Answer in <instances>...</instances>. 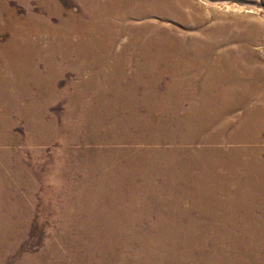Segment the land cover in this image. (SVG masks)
Returning <instances> with one entry per match:
<instances>
[{
  "label": "rangeland",
  "instance_id": "374dc122",
  "mask_svg": "<svg viewBox=\"0 0 264 264\" xmlns=\"http://www.w3.org/2000/svg\"><path fill=\"white\" fill-rule=\"evenodd\" d=\"M193 2L197 28L151 18L214 43L198 73L179 76L166 70L169 43L137 40L135 16L100 18L115 26L104 47L41 31L14 48L16 29H0V264H264V133L232 139L264 115V79L243 74L264 72V0ZM1 5L0 26L98 19L82 0ZM244 79L257 88L235 92ZM219 150L241 154L237 173L204 164L227 161Z\"/></svg>",
  "mask_w": 264,
  "mask_h": 264
},
{
  "label": "bare ground",
  "instance_id": "6f19581e",
  "mask_svg": "<svg viewBox=\"0 0 264 264\" xmlns=\"http://www.w3.org/2000/svg\"><path fill=\"white\" fill-rule=\"evenodd\" d=\"M82 1L84 5L88 7L92 6L93 4L99 5L97 7L98 9L96 10V12L91 13L93 14V16L94 14L97 15L98 17L97 23L94 22L90 24L84 21V18H86L85 16L78 17L77 15L70 14V17L68 19L62 20L61 26L49 28L46 24L36 19H31L28 21L20 20L17 19L15 15V17L11 20L9 24L0 26V29H4L7 27L16 29V32L14 33V37L12 40L13 42L11 43V47L14 48H19L20 40L23 36H26L28 38L27 40L30 41L32 39V36L39 35L41 31L45 33H50L53 39H56L60 44L63 45H70L69 43H71V38L79 34L83 41L86 40V42L82 41L83 43H90L93 46L96 45L98 47H104V45L107 46V44L111 42V37L105 38L104 36L106 35V33L110 34V32L114 31L115 28L114 24L110 22V18L118 17V15L135 16L141 18L143 22L142 25L138 27L139 32H138L137 40L140 43L161 44V42H163L167 44L169 43V45L172 46L170 48H167L169 51L172 50V52L171 53L168 52V54L164 58V61L167 67L166 70L169 71L170 74H172L173 76L185 75V73L189 72L190 70H194L195 71L194 73H198L199 71L197 70L199 68H202V66L204 65L203 62L205 60V54L204 52H202V48H205V45L207 43H208L207 46L214 44L211 39L205 38L203 36H199L198 39H186L185 35L183 34L178 35L173 30L168 29L165 25L156 24L151 20L153 16L157 15L165 19L167 18H173L175 20L177 19L191 28H197V24H198L197 19L203 20V18L198 15L200 7L196 5L193 2V0H96V1L82 0ZM52 6L54 8L60 9L59 3H55ZM0 8L2 11H4L5 14H7L6 5H1ZM13 15L14 13H11V16ZM55 15L61 18V16L57 13ZM104 16H110L107 23H102V21L99 23V19L100 18L102 19ZM134 27L136 28V26L133 25L131 29H133ZM25 29H28L27 34L24 33ZM88 34L90 35L87 37ZM131 39L132 41H130V43H134L135 42L134 36H132ZM38 41L41 42L44 40L40 38ZM188 41H191L192 42L191 45H195V46L187 47L186 51H180L179 48L183 50L182 45H186V44L189 45ZM112 43L116 44V41L114 40L113 37H112ZM146 50L149 51L148 49ZM196 50H201V51L196 52ZM244 58L247 59V55H245ZM149 59L153 60L154 58L150 56ZM231 65L232 64L224 63L223 61V63L219 64L218 66L219 67L221 66V68H224L223 66H225L226 68H228L227 70H229L230 69L229 66ZM145 69H154V66H146ZM243 74L245 77L248 78L252 77L253 79H257V78L264 79V72L259 71V69L256 70L255 73H253V71L250 72L243 71ZM194 76L198 77L197 74H195ZM227 78H229V76L225 77V70H224V73L221 77H219V80L220 79L227 80ZM254 116L255 115L250 116V118H252L250 122L254 120L255 118ZM255 120H256L255 121L256 124H258V128L241 129V131L237 130L235 135L232 137V139L247 143L258 141L261 135L264 133V115H262L261 118L259 119L256 118ZM207 131L208 130H205L200 134L202 138L204 134L207 135L208 133ZM209 136L210 137L207 139L208 142H220L224 137V132L221 130L220 132H215ZM217 154L221 155L220 156L221 158L222 156L224 158L225 156H227L229 159L227 161H222V162H219L221 159H219L217 162L210 160L211 162L210 163L206 161L207 160L206 159L207 154H206L204 156V160H205L204 164L213 166L214 168L216 166L217 167L221 166L225 169L226 172L230 171L237 173L238 165H239L238 161L241 155L239 152L234 150L220 152L219 150ZM250 163L251 161L246 164L248 166L247 169L252 168L251 167L252 165ZM204 169L206 172H209L207 168ZM257 169L264 171L259 167ZM207 186H209V183L205 181L204 187Z\"/></svg>",
  "mask_w": 264,
  "mask_h": 264
},
{
  "label": "crops",
  "instance_id": "0c3cea01",
  "mask_svg": "<svg viewBox=\"0 0 264 264\" xmlns=\"http://www.w3.org/2000/svg\"><path fill=\"white\" fill-rule=\"evenodd\" d=\"M246 50V49H244ZM245 81H240L238 83V85H236V87H234V91L237 92L238 90L244 92V93H248L251 90H255L257 88V86L255 85V83H253V81H249L244 79Z\"/></svg>",
  "mask_w": 264,
  "mask_h": 264
}]
</instances>
